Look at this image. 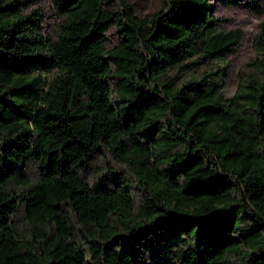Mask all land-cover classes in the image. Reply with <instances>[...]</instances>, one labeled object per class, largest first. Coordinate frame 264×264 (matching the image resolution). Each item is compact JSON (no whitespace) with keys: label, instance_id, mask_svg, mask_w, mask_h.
Segmentation results:
<instances>
[{"label":"trees","instance_id":"1","mask_svg":"<svg viewBox=\"0 0 264 264\" xmlns=\"http://www.w3.org/2000/svg\"><path fill=\"white\" fill-rule=\"evenodd\" d=\"M211 1L0 0V264H264V16L231 98L169 74L239 45Z\"/></svg>","mask_w":264,"mask_h":264},{"label":"rangeland","instance_id":"2","mask_svg":"<svg viewBox=\"0 0 264 264\" xmlns=\"http://www.w3.org/2000/svg\"><path fill=\"white\" fill-rule=\"evenodd\" d=\"M28 12H35L41 20L42 34L53 40L57 33L58 18L53 0H21ZM138 17L152 13L158 0H129ZM264 13V0H259ZM213 16L218 20L219 30L224 32L239 31L242 34L239 45L223 61L209 63L208 60L196 61L184 69H175L169 74L175 77L176 87L199 81L198 89L207 87L212 81L218 85L224 98H231L239 81L251 70L249 64L256 57L254 42L259 32V25L264 14L255 15L249 6V0H212ZM106 47L114 46L118 40L113 27L107 33ZM195 59H193V62ZM209 73L213 76L208 77ZM54 71H45L46 78H52ZM205 79V81H204Z\"/></svg>","mask_w":264,"mask_h":264}]
</instances>
